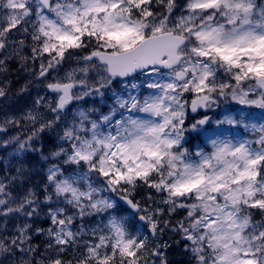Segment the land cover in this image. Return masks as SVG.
<instances>
[{
	"label": "snow or ice",
	"instance_id": "1",
	"mask_svg": "<svg viewBox=\"0 0 264 264\" xmlns=\"http://www.w3.org/2000/svg\"><path fill=\"white\" fill-rule=\"evenodd\" d=\"M10 60L46 95L0 148L51 163L43 199L0 177V264H168L166 230L194 264H264V0H0Z\"/></svg>",
	"mask_w": 264,
	"mask_h": 264
},
{
	"label": "rangeland",
	"instance_id": "2",
	"mask_svg": "<svg viewBox=\"0 0 264 264\" xmlns=\"http://www.w3.org/2000/svg\"><path fill=\"white\" fill-rule=\"evenodd\" d=\"M68 70H70V68ZM68 70H65V71H68ZM65 71L60 72L59 75L62 76ZM36 81H37L36 87L34 86L35 90L34 91L32 90L33 91L32 93L28 92V93L23 94V95L19 94L20 96H18L16 99L11 100V101L8 100V98H0V110H1L0 120L4 119L6 116L9 118H11V117L19 118L24 111H26L28 108L31 107L32 102L36 98L37 94L46 95V90L44 89L43 83H41L38 80H36ZM107 95H111V94L107 93ZM48 98L50 99L51 96H48ZM96 100H97L96 106L100 107L101 110L106 111L107 105L111 104V100L107 101L106 103L103 101H100L99 97H97ZM88 106L89 107L93 106L91 99L88 100ZM10 129L13 131V135H16L18 132H20V133L23 132L24 134H27V131H28L27 128L17 129L15 127H12ZM49 134L52 138L51 141L46 142V138H42L41 143H38L36 145L37 148H40L41 146L43 147L45 155L48 154V152L53 148V145L56 143L55 135L51 134V133H49ZM0 139H3V138H0ZM207 150H210V145H209ZM28 157L34 163V168H35L34 170H32L31 167L28 165ZM20 162H24L25 164L23 166L27 167V175H26L27 177L25 178V181L26 180L32 181V179L35 177V179H34L35 182L30 184V188L34 189L37 192V194L39 195L40 190L43 191V184H44V179L46 176L47 167L49 166L51 161H45V160L41 159V154L39 151H35V152L29 151V152H26L22 155L14 156L13 155V148L9 147L8 151L6 152L5 162L2 165L0 172L6 173L5 175H8V176H15L16 174H10L9 171L11 169H13L15 167V165L20 163ZM39 174H41L43 177H42V179H40V181H37L36 176H38ZM22 181L24 182L23 179H22ZM18 188H23L22 190L28 189L20 181L17 182V189ZM40 218L43 219L44 215L41 214ZM10 230H11V228H10ZM164 236H166V237H164ZM164 238L167 239L166 242L169 245H173L175 242L183 241L180 239V237L178 235L173 234L167 230L165 231V233L161 237V239H164ZM178 252L181 253L187 259V264H194V261L192 259L191 254L185 252L184 244H181L178 247ZM188 254L190 257H187ZM165 256L168 258H171V255L167 249L165 250ZM9 264H10V262H9Z\"/></svg>",
	"mask_w": 264,
	"mask_h": 264
},
{
	"label": "trees",
	"instance_id": "3",
	"mask_svg": "<svg viewBox=\"0 0 264 264\" xmlns=\"http://www.w3.org/2000/svg\"><path fill=\"white\" fill-rule=\"evenodd\" d=\"M28 54V53H26ZM31 65H28L24 68H21L20 62L18 60H10L8 62V70L6 72L0 73V87H5L4 83L9 82V87L6 88V91H16L17 93L21 91L25 86H27V91L33 89V81L30 80L34 75L30 71ZM38 70V64L36 65ZM141 192H147V189H141ZM71 251L69 252V258L73 255ZM180 264L181 260H176L175 258L172 261H169L168 264Z\"/></svg>",
	"mask_w": 264,
	"mask_h": 264
}]
</instances>
